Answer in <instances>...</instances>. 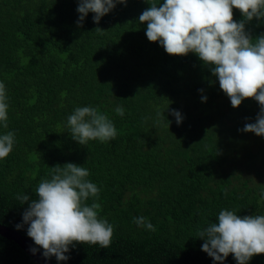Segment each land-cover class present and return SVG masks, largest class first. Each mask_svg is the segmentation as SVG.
Listing matches in <instances>:
<instances>
[{"label": "trees", "instance_id": "16d2710c", "mask_svg": "<svg viewBox=\"0 0 264 264\" xmlns=\"http://www.w3.org/2000/svg\"><path fill=\"white\" fill-rule=\"evenodd\" d=\"M149 6L127 0L98 24L89 12L79 27L78 0H0V81L9 102L8 128L0 134H16L12 152L0 160V224L34 244L22 214L49 168L71 162L89 170L101 190L99 215L115 228L110 248L74 243L65 253L69 259L49 257L53 264H219L201 250L198 230L225 208L264 215V186H238L239 176L226 165L228 143L241 139L242 123L254 119L258 102L246 98L233 108L194 53L169 55L149 42L146 22L139 23ZM233 13L243 19L238 9ZM246 30L254 38L264 33V18L246 23ZM227 100L225 114L218 102ZM82 106L108 115L116 138L73 140L67 117ZM171 109L182 114L179 125ZM158 112L168 126L157 122ZM17 193L29 201L20 204ZM141 216L155 232L133 222ZM0 264L37 263L0 236ZM223 264L237 262L229 254ZM248 264H264V254Z\"/></svg>", "mask_w": 264, "mask_h": 264}, {"label": "clouds", "instance_id": "9594fccd", "mask_svg": "<svg viewBox=\"0 0 264 264\" xmlns=\"http://www.w3.org/2000/svg\"><path fill=\"white\" fill-rule=\"evenodd\" d=\"M147 2L150 6L140 14L139 23L146 22L148 41L158 43L169 55L194 53L209 67L233 108L246 98L258 102L255 122L246 123L240 131L264 137V33L254 38L246 30V23L264 18V0ZM126 3L127 0H78L77 25L83 26L89 12L94 13L93 22L98 24L117 4ZM233 9H238L243 19L234 20ZM95 31L103 34L105 30L97 27ZM206 99L201 97L202 102ZM8 109L7 89L0 81V127L5 129ZM115 112L123 116L124 108L118 106ZM163 112L157 113V122L162 119L168 126L171 121L166 120ZM170 114L177 125L182 122L178 110L171 109ZM67 127L71 138L81 145L93 140L107 143L117 136L109 116L92 106L76 107L67 117ZM15 142V132L0 134V160L12 152ZM89 176L86 167L71 162L50 167L48 176L35 189L37 198L24 210L22 220L27 224V236L43 250L46 259L54 256L57 261H66L69 257L65 253L74 243L110 248L115 228L99 215L101 205L96 201L101 190ZM261 198L264 199V191ZM15 199L24 204L30 197L17 193ZM133 222L156 231L143 216ZM197 237L204 241L201 250L214 262L223 264L232 254L237 264H248L253 256L264 254V215L240 216L236 210L225 208L219 211L216 222L198 230ZM31 251L35 254L37 248Z\"/></svg>", "mask_w": 264, "mask_h": 264}, {"label": "rangeland", "instance_id": "374dc122", "mask_svg": "<svg viewBox=\"0 0 264 264\" xmlns=\"http://www.w3.org/2000/svg\"><path fill=\"white\" fill-rule=\"evenodd\" d=\"M224 101V100H223ZM220 108L228 114L230 107L229 101H219ZM247 107L251 108L250 103H244ZM254 119L245 120L242 126L246 123L255 122V117L258 114L257 108L254 110ZM226 124L231 125L230 121L226 120ZM228 130L224 129L222 134H227ZM229 157L226 160L228 170L234 176H239V179L234 180L235 184L242 186L245 182L250 187L258 185L264 186V137L257 136L251 132H244L241 139L235 142H229Z\"/></svg>", "mask_w": 264, "mask_h": 264}, {"label": "water", "instance_id": "95a60500", "mask_svg": "<svg viewBox=\"0 0 264 264\" xmlns=\"http://www.w3.org/2000/svg\"><path fill=\"white\" fill-rule=\"evenodd\" d=\"M0 236L17 244L37 264H53L48 258L43 257L42 252L28 238L2 224ZM32 248H37L35 254L32 253Z\"/></svg>", "mask_w": 264, "mask_h": 264}]
</instances>
